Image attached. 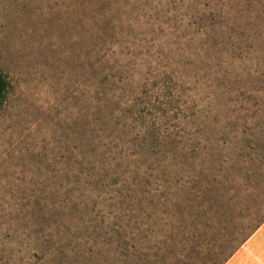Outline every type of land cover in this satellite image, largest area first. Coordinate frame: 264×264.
Listing matches in <instances>:
<instances>
[{
    "label": "rangeland",
    "instance_id": "obj_1",
    "mask_svg": "<svg viewBox=\"0 0 264 264\" xmlns=\"http://www.w3.org/2000/svg\"><path fill=\"white\" fill-rule=\"evenodd\" d=\"M0 71V264H145L147 219L170 211L145 219V167L182 209L227 159L220 180L238 175L247 130L264 131V0H0ZM140 142L173 164L133 158ZM205 144L211 166L188 176L178 156L199 172ZM262 172L192 264L262 203ZM225 264H264V223Z\"/></svg>",
    "mask_w": 264,
    "mask_h": 264
},
{
    "label": "trees",
    "instance_id": "obj_2",
    "mask_svg": "<svg viewBox=\"0 0 264 264\" xmlns=\"http://www.w3.org/2000/svg\"><path fill=\"white\" fill-rule=\"evenodd\" d=\"M8 87V82L0 71V104L7 94ZM205 129L201 127L198 130L199 136H207ZM247 132L250 135H247L248 138L245 139L240 147L242 154L241 160L237 162L238 175L230 177L226 174V178L222 181L220 180L223 174L226 173V170L228 173L230 172L229 169L233 168V162L227 159L225 169L218 171V173L223 174L212 177L211 182L213 185L209 184L211 188L205 187L196 190L192 188V191L188 192L185 205L182 209L180 208L182 204L180 192L182 190H178V188L175 190L172 181H169L167 175L158 178V175H155L157 170L155 171L153 165L152 168L145 167V211H149V208L167 207L170 209L169 214L172 213L169 217V214L163 215L165 212H162L160 219L157 216L152 219V215L150 216L149 212L145 215V219L150 216L147 222L154 227L153 229L145 227V240L150 241L151 237L155 236V234L156 238L160 239L155 245V250L145 249V264H192L191 262L195 258L194 255L199 254V251L207 247L210 239L212 241L215 235L225 236V227H218L221 234L219 231H215L214 226L221 224L220 222H214L215 219L219 218L217 215L218 211L235 204L236 207L239 206L238 211H242L245 203L254 195L253 190L251 192V189H253L251 185L255 178L261 175L264 170V131L262 132L259 129L257 132H254L253 128H251ZM252 132L254 133L251 134ZM146 133L149 135L148 131ZM205 145L206 147L201 146L200 150L202 152V167L199 172L193 169V159L190 156H178L179 165L190 168L188 176H191V172H193V176H204L207 173L205 166H211L210 156L206 152L207 149L202 151L207 148V144ZM154 146L156 147L155 143ZM149 147L150 142L137 143L134 146V150H132V157L141 158L144 154L143 152H145L147 153L145 162L150 164L156 163L159 168L165 166L168 162L172 163V158H169V152L166 149L162 155L156 149L154 152L155 158H150V151L148 153ZM177 147V145L174 147L175 151ZM187 148L190 153L198 150L195 146ZM126 156V158L130 157V155ZM151 170V174H147ZM135 171L136 167L134 168ZM188 182L190 183L187 178V184ZM192 183H194V180H192ZM220 184L221 186H216ZM130 185L132 183L128 186ZM179 187L185 188L186 186L180 185ZM251 208L252 210H250L245 219L243 221L240 220L237 228L226 237V240L220 245L218 251L209 256L206 262L202 261V264H225L264 223V199L258 206L255 207L253 205ZM183 224H185L184 228L181 227ZM154 232L155 234H153ZM147 234L151 236H147Z\"/></svg>",
    "mask_w": 264,
    "mask_h": 264
}]
</instances>
